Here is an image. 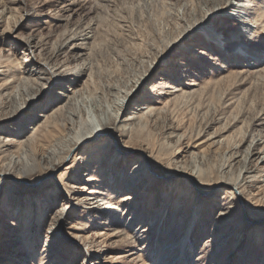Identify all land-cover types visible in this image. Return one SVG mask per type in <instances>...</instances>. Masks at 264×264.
Returning <instances> with one entry per match:
<instances>
[{
    "label": "rangeland",
    "instance_id": "1",
    "mask_svg": "<svg viewBox=\"0 0 264 264\" xmlns=\"http://www.w3.org/2000/svg\"><path fill=\"white\" fill-rule=\"evenodd\" d=\"M206 1L172 0L166 7H154L159 9L158 12L152 9L154 13L150 12L147 19L144 18L143 21L136 19L132 29H129L130 33L126 28L119 27L113 19L105 21L101 28L102 31L105 30V33H101L102 49L94 63L95 84L94 86L90 85L89 89H84L86 83L90 82L89 74L77 75L76 79H73L75 71H72L73 68H68L66 64L74 62L66 59L64 54L60 55L55 73L65 74L64 88L70 93H75V99L79 104L77 113H80L84 118L91 119L90 117H95L103 112L107 114L112 110L114 113V110L117 109L118 98L122 100L125 91H128L129 95L124 98V109L121 111V115L125 116L122 120L120 119L121 121L119 120L118 127L110 129V131L116 132V135L112 136L114 139L112 145L108 144L109 141L104 144V138L107 135L103 134L86 143L81 142L70 151L69 158L67 157L65 161L57 164L55 168L52 165H46L45 160H42V164L37 168H35L36 166L28 168L15 164L16 169L11 168V173L17 177L19 176L17 168L20 169L21 179H19L20 177L17 179L1 175L5 170H10V168H6L5 164L9 162L8 157L11 153L16 155L21 150L20 144L16 140L19 139L16 120L24 115L35 119L30 120L26 125L25 133L29 135L35 129L36 124H39L36 120L37 117L44 119L42 116L44 113L54 112L53 109L58 103L57 98L59 97L61 100L63 93L61 90H57V87L55 88L58 80L50 70H48L51 75L48 80L50 84L47 92L43 93L40 98L30 101L23 114L13 117L8 113L0 117V135H2L0 143L1 260L7 259L9 256L8 258L14 259L15 264H36L35 255L44 247L53 245V251L63 257L61 264L72 262L82 264L83 257H85L84 252H90L85 264H147L145 260L138 261L135 257L136 253H143L139 247L146 245L147 251H144L146 255L152 244L156 243L154 238L157 234L162 233V237L167 236V231L171 229L176 232V235L182 237L188 225H193L191 221L196 220L198 222L194 231L198 232L195 238L197 251L193 257V264H228L226 263L228 258L232 264H264V234L262 239L256 235L257 233L247 234L248 236L240 249L235 248V242H231L221 252L213 251L209 247L212 241L211 235L214 234L213 226L219 222L217 219L222 216V209L226 210L230 207L234 211L232 214L234 222L242 217L243 203L241 204L239 197L237 199L236 196L230 194L231 191L236 194L235 190L229 189L231 191L226 192L228 197H225L219 191L223 185L219 184L214 189L215 192L213 190L209 194L217 196L216 199H209L208 196L200 209L196 203L198 196L195 201L196 205L192 202L194 188L183 192V188L188 190L184 169L192 170L194 173L202 172L199 179L200 184L205 187L214 185L218 176L225 174V170L222 171L220 167L226 160L225 156L231 154L232 148L229 149L230 152L226 150L224 155V148L219 149L217 141H223L226 136L236 132L242 125V119L247 118V113H244L245 115L233 129L214 137L216 140L214 145L194 146L207 139L217 128L222 127L228 116L237 113V109H235L237 104L242 105L240 101L237 102L240 100L239 97L245 92H254L253 85L255 83L252 76L254 73L250 71H255L257 65L253 63L247 65L249 62H241L242 60L241 63L231 65V62H228L224 57V52H217L213 47L207 48L209 32L214 28L219 30L215 47H220L225 42L227 45L229 39L236 37V34L239 38L243 35L246 36V33L240 29L242 22L238 16L240 15L239 7H235L243 5L247 10H243L242 13L249 17L246 19V23L252 25L254 33L250 35L252 37L249 42L238 40L240 43L243 42L242 44H245L244 42L247 43L246 45L255 43V45L264 48V0H222V3L213 5ZM55 3L62 5L63 0H55ZM53 4L52 0H27L25 8L21 10L22 19L16 23L14 32L0 33V50L2 49V54H9L14 58V65L29 64L28 61H24L26 58L25 48L18 47V44L23 43L29 33L41 34L42 39L49 42L47 43L49 46L62 30L63 27L50 26V22L47 21L51 18L52 12L49 10ZM186 5L192 7V10L184 11ZM162 8L170 12L162 15ZM183 15L186 16L187 22L176 26V19L182 18ZM201 15L204 18L201 19ZM163 43L170 48V55L158 60L152 71L145 73L148 64L156 61L155 49ZM202 48H206L208 53H202ZM9 68L10 64L7 62L0 65V103L5 107L13 101L8 94L14 89L21 94L26 92L25 86L15 82L12 78L5 77V74L9 73ZM258 68H264V60L261 59ZM108 83L116 85L122 92L118 93L117 90H113L107 94L104 87ZM77 85L78 90H72ZM177 88L182 90H176ZM185 90L187 93L192 92V95L182 97V92ZM258 94L257 99L254 100L255 103H263L264 91L259 90ZM260 95L262 96L260 97ZM252 102V98L249 97V104H244V107H249ZM148 104H152L154 107H166L165 112L159 116L156 123L151 122L138 129L128 126L120 127L123 125L124 119L136 118L146 112L147 109L142 107ZM7 110H9L8 107L3 112ZM78 117L79 115H74V120L68 121L66 126L68 133H74L79 128ZM259 118L258 125L254 128L255 133L264 131V126L261 125ZM105 121H109L108 118L95 120L92 126L101 127ZM129 121H133V119H129ZM138 121L139 119L136 120V122ZM201 126L204 131L199 139L197 134ZM173 130L175 133L167 137ZM46 131L47 129L38 127L34 134L37 137L45 138ZM183 133L186 134L185 138L181 136ZM180 137H182L184 145L189 141L193 144L191 153H196V157H192L191 153L186 151L182 155L177 153L179 149L175 150L174 142ZM54 142L55 140H50L48 143L52 145ZM95 143V146H98L96 149L93 151L88 149L89 145ZM47 148L48 146L41 149L45 151ZM128 148H130L128 152L131 151V153L126 154L123 158L127 159L138 155L137 158H134L137 160L140 156L139 152L143 155L148 154L154 170L159 174L158 177H161L159 179L163 180L165 175H168L167 173L176 175L170 179L167 177L166 180L169 182L167 184L164 182L166 185H161L160 180L155 191L151 190L150 192L138 190L140 185L131 187L128 184L129 189L126 190V193L135 196L124 198L121 195L123 190L120 185L123 183L125 186L129 182L131 169L134 167L133 161L130 165L122 167L119 173H114L120 176L118 182L116 180L111 182L108 178L101 179L99 174L106 168V165H109L115 152H123ZM243 150H245V146L242 147ZM202 152L207 153V157L204 159ZM243 156L244 154L239 159ZM263 156L264 150L253 162L255 167H259L260 170L264 168ZM39 160L41 161V159ZM32 169L34 171L29 172ZM96 173L98 177H95ZM244 173L245 170L242 172L241 178ZM258 176L260 184H264L262 181L264 178L260 177V174ZM40 177H44L43 182L40 181L41 179L38 181ZM146 180V177L142 178V182ZM57 181L64 184V193L68 195V200H64V197L55 193L59 184ZM170 183H175V185L170 187ZM90 189L97 190L96 194H90ZM117 190H121V192H117ZM242 191L246 213L248 215L252 213L254 216L264 213V199L256 186L251 183V178L247 177ZM55 198L57 199L55 200ZM101 198H113L114 202L121 205V208L118 212L110 210L111 205L108 202L110 199L102 201ZM7 199L8 201H6ZM69 199L75 206L74 210L68 209L53 218L54 211L61 209ZM229 201L232 203H228ZM237 201L240 207H236ZM99 207L102 209L99 211L102 213L101 216H97L96 209ZM196 208L199 215L193 219ZM134 212L138 214L134 216ZM139 212L142 213V216ZM140 216L143 222L137 221L135 224L138 225L135 228L141 227V230L146 234L142 235L138 245V243H132L131 236L123 235L120 229H123L124 224L130 222L131 218L136 219ZM59 220H62L63 223L61 227L64 233L63 240L56 239L54 242H49L53 240L49 237L51 233L56 232L53 227L58 224ZM237 223L239 228L242 227L241 221H237ZM248 223L255 222L249 220ZM161 225L164 227L162 230L160 229ZM260 226H264V221ZM160 244L163 245L160 246ZM160 244L158 249L164 246V242L162 241Z\"/></svg>",
    "mask_w": 264,
    "mask_h": 264
},
{
    "label": "bare ground",
    "instance_id": "2",
    "mask_svg": "<svg viewBox=\"0 0 264 264\" xmlns=\"http://www.w3.org/2000/svg\"><path fill=\"white\" fill-rule=\"evenodd\" d=\"M169 1L172 0H71L69 2L67 0H63V4L59 5V3H55V0H52L54 4L51 10H49V12H52V15H50L51 18L47 21L48 23L50 22V26L55 25L57 28H63L61 31H59L56 38L51 42L49 46H47V43L49 42H47L45 39H42L41 34L39 35V33L35 32L29 33V35L25 37L24 42L18 44V47H23L25 48L24 50H26V58L24 61H28L29 64L25 66L14 65V58H12L9 54H2V49L0 50V65L4 64L5 62L10 64L9 73H6L5 77L12 78V80H14L15 82L25 86L26 90V92L21 94L20 92L14 89L11 93L8 94L10 97H12L13 101L6 107L0 103V117L4 116L5 114L7 115L8 113L13 117L23 114V112L27 109L30 101L40 98L43 93L47 92L50 84L48 80L51 75L48 70L52 71L54 73L53 75L58 80V83L55 85V88L57 87V90H61L63 93L62 97L60 98L61 100H59V97L57 98L58 103L53 109L54 112L50 114L44 113L42 115L44 119L37 117L36 120L39 124H36V127L34 126L35 129L31 132V134L27 135L25 133L26 125L30 120L35 119H31L29 115H24L22 118L16 120L15 124H17L19 128V139L16 140L20 144L21 150L16 155L11 153L10 157H8L9 162L5 164L6 168H10V170H5L4 173H2L1 175H7L9 178L20 177L19 179H21L22 176H20V169L17 168V173L19 175L17 177L13 176L11 173V168L16 169L15 164L19 166H27L28 168L36 166L35 168H37V166H40L42 164V160H45L46 165H52V167L55 168L57 164L61 163L63 160L65 161L70 151H72V149L77 145L81 144V142L86 143L88 140H94L96 137L102 136L103 134L107 135L104 138V144H106L107 141H109V145L113 144V137L114 135H116V132L110 131V129L118 127V125L120 124L119 120H122L125 116L123 114L121 115V111L124 109V98H127L129 95L128 91H125L122 100L121 98H118L117 109L114 110V113H112V110L107 114L106 112H103L101 114L95 115V117H90L91 119H86L80 113H77V107H79V104H77V101L75 99V93H70L64 88L65 74L60 75L59 72L55 73L56 66L59 64V57L60 55L64 54L66 56V59H70L74 62L72 64H66L68 68H73L72 71H75L73 79H76L77 75L89 74L88 78L90 79V82L88 81L86 83V87L84 86V89H89L88 87L90 85L94 86L95 84V79L93 76L95 68L94 63L96 61L95 58L97 57L98 53L101 52L102 49L103 39L101 33H105V30L102 31L101 29L102 24L109 19H113L114 21H116V24L119 27H122L124 29L126 28L127 30L132 29L134 21L136 19L138 21H143L144 18L147 19V16L150 15V12L153 11L152 9L158 12L159 9L156 8L166 7L168 3H170ZM221 1L222 0H207L206 2L210 5H213L216 3H222ZM26 3L27 0H0V33L8 34L14 32L16 23H18V21L22 19L23 15L21 13V10L25 8L24 5ZM186 6L183 9L184 11L187 10L188 12L192 10V7ZM195 7H198V5H195ZM235 7H239L238 13L240 15L238 16L242 22L240 29L246 33V36L242 34L243 36L239 38V36L236 34V37L229 39V43L227 45L225 42L220 47H215L216 41H218L217 32L219 30L214 28V30L210 31L209 35L207 36L208 43L206 45H208V49L210 47H213L217 52H224V57L228 62H231V65H235L243 61L249 62V64L247 65H250L252 63L256 64L257 66L255 68L257 69H255V71H250L251 73H254V75L252 74L255 83L253 85L254 92H245L241 97H239L240 100H237V102L240 101L242 105H240V103L239 105L237 104L235 108L237 109V113H232L230 116H228L227 121L222 127L217 128L213 133L208 136L207 139L201 141L194 147H204L205 145L208 146L210 144L211 146L214 145L216 143L214 137L219 134H222L223 132L226 133L233 129L240 121L242 116H244L246 113L248 116L247 118L242 119V125L238 128V130H236V132L234 131L231 135L226 136L223 141H217V143H219L218 148L221 150L224 148V155L226 154V150L230 152L229 149H232L231 154H227L225 156L226 160L224 164H221L220 167L222 168V171L225 170V174L218 176V179L214 185L211 184L208 187L201 185L199 178L201 177L202 172L198 171L194 173V171L192 170L189 171L184 169L185 176L187 178L185 182L188 190L186 191V189L183 188V192H188L190 189L194 188L195 191L193 193L194 196L192 202L194 205H196L197 203L198 209H200L205 198H208V196L209 199H216L215 197L217 196H211L209 194L211 193V191L216 189L219 184H221L220 186H224H222L219 191L220 193H223L225 197H228L226 192H229L231 191L229 189H232L236 191V194L238 196L235 194L234 191H231L230 194L234 197L236 196L237 199L239 197V199L241 200V204L243 203L242 217H240V219H237L236 222L232 220V214L234 211L231 210L229 207L226 210L222 209V216L217 219V221L219 222H216L213 226L214 234L211 235L212 241L210 242L209 247L211 248V250L219 252L225 250L231 242H235V248L240 249L245 238L248 236L247 234L257 233L256 235L261 237V239L262 235L264 234V226H260V224H262V222L264 221V213L258 216H254L252 213H250V217L248 213H246V208L244 204L245 199L244 196H242V188L246 183L247 177H249L251 178V183L256 186L258 192L262 195V198L264 199V184H260L258 176L260 174V177L264 178V168L263 170H260L259 167H255L256 165L253 164L257 156L262 152V150H264V131L260 132L257 130L258 132H254V128L258 125L257 120L259 117V119L261 120V125L263 124L264 126V102H260L259 104H257L254 101L259 95L258 91H264V68H258L260 67L261 59L264 60V48L255 45V43L246 45V42H244L245 44H242L243 42H239V40H247V42H249L251 40L250 37H252L250 35L254 33V30H252L251 28L252 25L246 23V19H248L249 17H246L247 15H244L242 13L243 10H247L246 8L244 9L245 6L240 5ZM162 10V15L170 12L166 9L164 10L163 8ZM200 18L202 19L204 17H202L201 15ZM176 21V26L182 25L184 24V22H187L186 16L183 15L182 18L180 17L178 18V20L176 19ZM130 32L131 31L129 30V33ZM106 34L108 35L107 31ZM161 45H159L158 48H156L154 51V57H156V61H152L148 64V69H146L145 73H147L148 71L151 72L158 60L164 59L165 57L170 55V48H168V46H165L164 43ZM201 52L206 54L208 53L206 51V48H202ZM72 83H74V81H72ZM77 87L78 85L75 86L72 90L77 91ZM104 88L108 92L107 94H109L113 90H117L118 93L122 92L119 87L111 83H108ZM176 90L182 89L177 88ZM191 93L192 92L187 93V91L185 90L182 92V97H189L190 95H192ZM262 95H260V97ZM28 96L29 98H27ZM249 97L252 98L253 102L250 103L249 107H244V104L248 103ZM262 97L264 98V95ZM151 105L152 104L143 106L142 108L147 109V111L141 113L138 117L129 118L133 119V121H129V119H124V123L120 127L126 128L128 126L132 129H138L142 126L150 124L151 122L156 123L159 116L163 115V113L165 112L166 107H154V105ZM7 107L9 108V110L3 112L5 109H7ZM48 110L49 108L47 109V111ZM74 115H79V120L77 119L78 121H80L79 128L75 130L74 133H68L66 131V126L68 125V121L74 120ZM261 116H263V118H261ZM101 118H108L109 121H105L104 123H102L101 127L95 128L94 126H92L95 120H100ZM137 119H139L138 122H136ZM42 120L44 121L42 122ZM142 120L144 121L141 122ZM38 127H42V129H47L45 133L46 139L41 138L40 136L37 137L36 134H34ZM203 131L204 128L203 126H201V129L197 134L199 139H201ZM174 133L175 131L173 130L167 137H170ZM185 135L186 134L183 133V135L181 136L185 138ZM182 137H180L177 141L174 142V146L176 147L175 150L179 149L177 151L179 155H182V153L185 151L187 153H191L193 144H191V142L189 141L186 143V145H184V142H182ZM1 139L2 135H0V143ZM50 140H55V142L51 145L50 143H48ZM95 145L96 143L94 145H89L88 149L93 151L98 147ZM47 146L48 148L45 151L41 149ZM244 146L245 150L242 151V147ZM181 148L183 149L181 150ZM129 150L130 148L124 150L127 153H125L124 151L115 152L113 155L114 158L111 159L109 165H106V168H104L99 174L100 178H108L111 182L115 180L116 182L120 181L118 180L120 176H117L114 173H119V170L122 169V167H124L125 165L128 166V164L130 165V163L133 161L134 167L131 169V176L128 179L129 182L125 186L123 185V183L122 185H120L121 190H123L121 195H123L124 198H132L133 196H135L130 195V193H126V190L129 189L127 187L129 186L128 184H130L131 187H136V185H140V188L138 190L141 191H155V187L158 186V182L161 180L159 178L161 177H158L159 174H157V172L154 170L153 163L151 162L149 155H143L139 152L140 156L137 160H135L134 158H137L138 155L131 156V158L127 159L123 158L126 154L131 153V151L128 152ZM233 150L235 151L232 153ZM195 154L196 153L192 152L191 156L194 157ZM243 154L244 156L239 159ZM206 157L207 153L202 152V158L204 159ZM39 159H41V161ZM262 161L264 163V156L262 157ZM34 169L30 170L29 172L34 171ZM144 169L146 172L144 171ZM244 170L245 173L241 178L242 172ZM50 171L53 170L50 169ZM167 174L168 175H165V178L161 180V182H159L161 183V185H164V182H166V184L167 182H169L168 180H166L167 177L170 179L172 176L176 175L174 173ZM91 176L94 177V175ZM96 176L98 177L97 173L95 174V177ZM145 177L147 180L142 182V178L144 179ZM43 178L40 177L38 181L41 179L40 181L43 182ZM174 185L175 183L169 184L170 187H173ZM63 186L64 184L59 183L56 187L55 193L59 194L58 196L62 198L64 197V200H66L68 195L64 193L65 189L63 188ZM121 190H117V192H121ZM96 191L97 190L95 189H90L89 193L94 194ZM56 199L57 198H55V200ZM108 199H110L108 201L111 205L110 210H115L118 212L121 208V205L114 202L113 198H101L102 201H106ZM196 200L197 202L195 203ZM6 201H8V199ZM232 201H229L228 203H232ZM74 207L75 206L74 204H72L71 199H69V201H67V204H64L61 209H57V211H54L53 218L55 215H58L59 213H64L66 212V210H71ZM236 207H240L238 201L236 202ZM198 209L196 208V211L194 210L195 213L193 219H196L198 217ZM96 211L97 216L102 215V213L99 212L102 211L101 207H99V209H96ZM139 213L142 216V213ZM136 214L138 213H133L134 216ZM141 216L136 219L131 218L130 222L124 224V228L120 229L123 235L128 237L131 236L132 243L135 242L138 243V245L139 242H141L142 235L146 234V232L141 230V227L135 228V226L138 225L135 224L137 221H140L141 223L143 222ZM249 220L254 221L255 223H248ZM195 221L196 220L191 221L193 222V225H188L182 237L176 235V232L174 230L172 231L171 229L167 231V236L162 237V233H160L159 235L157 234L154 238V241H156V243L153 242L154 244H152V246L148 249V253H146V255L144 253V251H147L145 249L146 245H142L141 247H139V249H141L143 253H136V259L138 261L145 260L147 264H193V257L197 251L195 238L198 234L196 230L194 231V229L196 228L195 225L198 222ZM237 221H241L242 227L239 228L237 226ZM233 222L234 224H231ZM62 224V220H59L58 224L53 227L56 232L51 233L49 238H52L53 240L49 242H54L56 239L63 240L64 233L61 228ZM251 226L252 229H250ZM160 229H164L163 225L160 226ZM162 241L164 242V246L158 249V245L162 243ZM161 245L163 244H160V246ZM52 248L53 245H48L46 248L44 247L38 254H36V264H61L63 261V257L58 256V254H56V252H54ZM89 255L90 252H84L85 257H83L84 260L82 264H85L87 262ZM8 257L7 259H0V264H15L13 262L14 259ZM229 261L230 259L228 258L226 260V263L232 264ZM70 264H78V262H72Z\"/></svg>",
    "mask_w": 264,
    "mask_h": 264
}]
</instances>
